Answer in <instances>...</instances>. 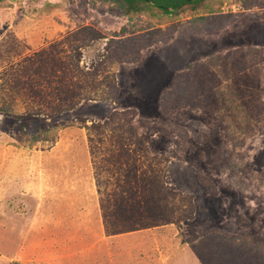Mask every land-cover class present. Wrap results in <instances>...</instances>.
<instances>
[{"label":"rangeland","instance_id":"obj_1","mask_svg":"<svg viewBox=\"0 0 264 264\" xmlns=\"http://www.w3.org/2000/svg\"><path fill=\"white\" fill-rule=\"evenodd\" d=\"M18 263L264 264V0H0V264Z\"/></svg>","mask_w":264,"mask_h":264},{"label":"trees","instance_id":"obj_2","mask_svg":"<svg viewBox=\"0 0 264 264\" xmlns=\"http://www.w3.org/2000/svg\"><path fill=\"white\" fill-rule=\"evenodd\" d=\"M118 8L126 15H133V14H150V15H157V16H172L180 13L181 11L186 10L187 8H197L203 5L208 0H113ZM93 32H97L96 30L91 29ZM92 32V33H93ZM128 41V38L123 39H115L111 38L107 43V48L111 49L110 46L113 43H118V46L124 47L122 42ZM127 44V43H126ZM101 106V105H100ZM5 112L6 115L11 114L9 111L1 109ZM80 112V111H79ZM67 117H59L57 115H50L48 117H42L40 115L36 116L35 114L25 115L24 118L28 120L29 124H35L34 130L36 131L38 128H44L47 131H50L57 125H60L61 122H64L66 119H74L76 118L75 112L68 114ZM50 118V120H49ZM85 121V118L82 119ZM24 130V126L18 125V129ZM27 128V127H26ZM174 162L171 161V164ZM174 167L173 165H171ZM19 264V263H18Z\"/></svg>","mask_w":264,"mask_h":264}]
</instances>
